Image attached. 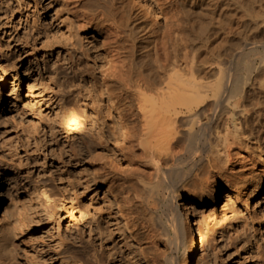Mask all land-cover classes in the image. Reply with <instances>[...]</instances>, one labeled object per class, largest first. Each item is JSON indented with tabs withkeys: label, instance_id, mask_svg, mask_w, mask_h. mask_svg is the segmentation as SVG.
Segmentation results:
<instances>
[{
	"label": "bare ground",
	"instance_id": "obj_1",
	"mask_svg": "<svg viewBox=\"0 0 264 264\" xmlns=\"http://www.w3.org/2000/svg\"><path fill=\"white\" fill-rule=\"evenodd\" d=\"M55 1L83 45L100 35V62L74 67L70 81L82 90L76 106L60 104L59 121L82 127L85 175L102 195L72 217L69 244L48 233L43 255L62 264H121L128 241L140 264H161L155 253L166 240L174 252L168 264H197V204L206 211L222 203L218 213L226 214L264 188V0H2L9 34L23 29L27 44L32 39L20 46L28 68L60 59L50 42L68 36L45 18ZM10 181L26 184V195L41 203L28 176L14 170ZM3 195L0 187V207ZM17 242L9 232L0 237L1 263L17 264Z\"/></svg>",
	"mask_w": 264,
	"mask_h": 264
},
{
	"label": "rangeland",
	"instance_id": "obj_2",
	"mask_svg": "<svg viewBox=\"0 0 264 264\" xmlns=\"http://www.w3.org/2000/svg\"><path fill=\"white\" fill-rule=\"evenodd\" d=\"M136 3L140 6L143 0ZM1 16L0 187L5 195L0 207V237L9 232L11 238L18 241L17 264L22 260L26 263L32 260V264H62L50 262L48 255H43L48 233L69 244L72 217H79V209L90 202L94 208L98 205L99 194L102 195L94 182L89 187L85 175L86 157L80 141L83 137L82 127L71 123L62 125L59 121L62 117L60 104L76 106L82 90L80 85L70 81L75 76L74 67L78 64L82 67L89 58L95 64L100 62V35L89 31L88 35L95 33L96 38L89 36L83 45L66 9L55 1L47 9L45 18L47 21L53 20L57 35L63 31L68 36L50 42L60 53L57 67L41 61L40 68H28L26 62H21L23 48L20 46L28 48L32 45V39L27 44L23 29H17L10 35L13 21L4 18L6 23L3 24ZM38 45L41 44L37 42ZM251 46L248 44V47ZM36 50L42 49L36 47ZM43 53L45 55L41 51L40 56ZM19 74L21 82L17 84L14 76ZM10 91L12 93L8 94ZM15 95L17 99L12 101ZM54 126L57 128L56 137L50 130ZM14 170L28 176L31 192L34 186L37 187L40 204L37 195H32L33 200L26 195V184L10 181L12 187H8L10 182L6 181ZM72 186L77 190L75 199L70 195ZM4 187L9 188L8 192ZM8 203L14 207L10 216L4 212V206ZM29 203L31 207L27 206ZM234 205V209L224 214L218 213L222 203H209L206 211L201 203L197 204V217L201 220L203 236V245L196 257L197 264H264V188L248 202ZM20 208L22 212L19 216L17 212ZM251 247L255 249L254 256ZM118 253L121 264L141 262L140 254L128 241L127 245L122 244ZM172 253L167 241L163 240L155 255L159 263L168 264L167 256Z\"/></svg>",
	"mask_w": 264,
	"mask_h": 264
}]
</instances>
